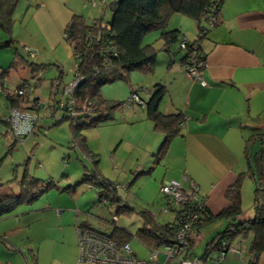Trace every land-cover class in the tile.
<instances>
[{
  "label": "crops",
  "instance_id": "crops-1",
  "mask_svg": "<svg viewBox=\"0 0 264 264\" xmlns=\"http://www.w3.org/2000/svg\"><path fill=\"white\" fill-rule=\"evenodd\" d=\"M70 1H31L26 16L39 32L35 46L40 49L30 51L35 53V61L40 60L35 63L46 64L39 54L40 50H45L43 44L53 49L63 45L73 56L72 49L64 40L67 25L77 14ZM176 16L180 18L171 30L179 29L186 40L194 41L198 36L196 21ZM149 37L146 38L147 43H151ZM200 45L207 60L201 71L207 86L203 87L188 76L180 62L183 54L175 56L172 62L168 53L160 52L152 74L134 72L128 86L116 88L124 92L121 98L128 99L132 89L142 88L139 95L147 102L154 88L162 84L167 94L161 103V112L167 115L181 112L187 117L180 134L171 141L163 161L158 162L157 157L165 136L156 131L145 107L140 105L123 107L116 112L113 123L92 132L90 129L85 131L90 151L97 157L106 154L112 159L111 173H106L98 165L103 176L118 184V192H150L152 201L135 205L126 202L135 209L148 210L156 217L157 214L149 209L150 204L156 203L162 186L171 181L178 182L184 192L191 191L194 185L212 216H218L228 208L227 190L248 170L247 142L264 127V0H225L219 24L201 40ZM29 46L24 48L32 49ZM52 63L60 66L65 76L57 59ZM55 69L56 78L58 72ZM19 85H15L14 90ZM35 92L36 89L32 90L31 97L39 98ZM6 109V120L0 117V121L9 132L7 118L10 110L7 104ZM39 114L40 119L45 116L44 111ZM39 126L38 123L37 129ZM9 136L11 138L10 133ZM127 151L130 158L124 161L120 156ZM132 174L135 178L130 182ZM254 191L252 178L245 176L243 220L254 216ZM174 219L173 215V218L160 222ZM227 225L225 220L206 224L196 236V244L206 246ZM250 243V238H238L222 264H247ZM258 264H264V251Z\"/></svg>",
  "mask_w": 264,
  "mask_h": 264
},
{
  "label": "trees",
  "instance_id": "trees-1",
  "mask_svg": "<svg viewBox=\"0 0 264 264\" xmlns=\"http://www.w3.org/2000/svg\"><path fill=\"white\" fill-rule=\"evenodd\" d=\"M224 1L97 0L103 12L108 10L112 14L110 20L106 21L102 15L94 19L91 24H87L83 15L74 14L64 31V40L72 49L76 62L74 78L77 84L73 91L66 95V101L56 98L60 88H63L65 95L69 86L64 84V72L60 66L38 64L29 59L25 60L23 57L11 63L1 74L2 80L13 69L22 70L30 75L29 78H21L20 85L15 90L2 84L3 93L0 97L5 98L10 111L14 109L39 111L37 103L40 99L31 97L32 90L43 85L45 71L51 67L57 68L58 76L51 80L50 101L46 102L49 115L55 119V125L63 122L69 123L71 143L77 146L94 164V168L87 170L79 184L87 183L97 190L100 206L102 204L108 208L109 201L119 204L117 215H112L110 220L98 217L100 220L98 222L105 228L103 231L117 240L120 245H130L132 239L135 238L150 253L163 252L165 248L176 244V235L184 225L185 219L196 213V221L186 234L188 256L191 259L200 260L202 264H222L221 256L230 252L233 243L238 238L251 239L247 264H258L264 251V127L247 142L248 170L241 174L235 184L227 190L226 199L230 204L228 208L218 216H212L203 198L201 199L202 207L198 204L194 206L189 202L173 204L166 199V207L173 213L175 219L161 223L150 211L140 210L138 214L143 225L135 235L119 227L117 221L118 216H130L137 210L117 196L118 184L103 176L98 168L100 161L90 151L85 135V131L89 129L113 123L116 112L127 107L129 99L113 101L103 98L102 87L119 82L129 84L134 72L144 75L152 74L157 67L160 52L168 53L172 62L175 56L183 54L180 62L185 70L190 66L193 52L199 60L206 63V56L201 50L200 42L208 36L213 27L219 24ZM18 3L19 0H0V30L8 33L12 31L16 21L14 14ZM176 14L196 21L198 36L194 41L186 40L179 29L167 30L168 21ZM212 18H215L214 23H211ZM157 31L161 32L160 37L156 41L147 43L146 38ZM183 42H187L185 48L180 46ZM14 43V38L10 37L8 41L0 43V49L12 47ZM174 46L177 48L175 49ZM26 53L29 56V52ZM136 92L135 88L132 89L131 95ZM166 94V87L158 84L150 100L147 102L143 100L148 119L154 123L156 131L165 136L157 157L158 162L163 161L171 141L180 134L187 121V117L181 112L168 115L161 112L160 106ZM14 142L18 143L17 140ZM245 176H250L255 186L254 216L247 220L241 218L243 215L242 187ZM55 187L57 186L53 179H40L27 171L20 180L13 179L7 183H1L0 220L11 215L19 206L32 204ZM68 189L70 188H65V191ZM217 220L227 221V227L205 246L203 255L197 257L193 253L196 236L203 226ZM79 227L95 229L88 222L77 225V228ZM3 240L0 237V242ZM136 256L138 257L137 254ZM164 259L163 256V260H160L164 261Z\"/></svg>",
  "mask_w": 264,
  "mask_h": 264
},
{
  "label": "rangeland",
  "instance_id": "rangeland-1",
  "mask_svg": "<svg viewBox=\"0 0 264 264\" xmlns=\"http://www.w3.org/2000/svg\"><path fill=\"white\" fill-rule=\"evenodd\" d=\"M31 1L19 0L14 14L16 21L10 33L0 30V43L8 41L10 37L15 40L12 47L0 49V86L5 84L11 90H14V86L21 82L22 77L29 78V75L22 70L13 69L2 80L3 70L18 58L21 60L24 57L25 60L29 59L32 62L39 60L35 61V57L28 56L24 49L29 45L32 47L29 51L40 49L35 46L36 41L39 40L37 39L39 32L29 16H26ZM70 3L76 7L78 15L85 17L87 24H91L94 19L102 15L106 21L112 17L108 10L103 12L99 2L94 5L89 0H71ZM176 15L168 21L171 25L167 30L177 25L180 16ZM160 35V31L153 32L149 35V40L156 41ZM43 46L45 50H40V57H43L44 62L50 65L57 59L65 71L64 84L71 85L75 80L76 69L72 54L63 45L57 49L45 44ZM55 70V67H51L45 71L43 73L45 82L36 89L35 95L44 102L50 101V82L56 76ZM123 86H128V83L119 82L102 87V97L113 101L124 99L127 101L128 97L121 98L124 92L116 89ZM62 89L60 88L56 98L66 101V95L63 94ZM7 115L6 100L0 97L1 120H6ZM54 121L53 118L43 117L39 121L40 126L37 131L29 135L23 143H15L12 137L10 138L3 121H0V184L13 179L20 180L27 171L40 179H53L57 186L40 196L32 204L19 206L11 215L0 220V237L4 239L0 242V263L2 264L7 262L10 264H83L80 262L77 225L80 226L81 222L85 221L95 229L103 231L105 228L99 224L98 217L110 220L112 215H117L119 207L117 202L109 201L108 208L102 204L100 206L97 190L90 184H79L87 170L94 168V164L77 146L71 143L69 123L63 122L55 125ZM94 130L90 129L91 132ZM120 157L124 161L128 160L129 152H124ZM97 159L100 161L99 168H104L106 173H111L113 167L110 156L102 154ZM134 178L132 174L130 182ZM65 188L70 189L65 191ZM149 193L120 191L117 192V196L135 205V203L152 201L153 196L150 197ZM165 208V196L158 193L156 203L150 204L149 209L157 214L158 221H167L173 218V213L170 211L164 213ZM136 210L130 216H118L117 221L119 227L125 228L133 235L143 225L138 214L140 209L136 208ZM130 246L139 258L149 259L150 251L137 239H132ZM204 249L205 246L196 244L193 253L201 257ZM161 255L160 259L163 260Z\"/></svg>",
  "mask_w": 264,
  "mask_h": 264
},
{
  "label": "built area",
  "instance_id": "built-area-1",
  "mask_svg": "<svg viewBox=\"0 0 264 264\" xmlns=\"http://www.w3.org/2000/svg\"><path fill=\"white\" fill-rule=\"evenodd\" d=\"M94 5L97 0H89ZM215 18L211 19L214 23ZM187 42H183L180 46L185 48ZM29 55L34 57L35 53L30 52L25 48ZM206 66V63L199 60L196 53L193 52L190 58V66L186 67L188 76L199 82L203 87L207 86L206 80L203 78L201 71ZM188 68V69H187ZM77 84L74 80L66 89L65 95L73 91ZM137 92L130 95L127 102V107H134L140 105L145 107V102L140 97L139 92L142 88L135 89ZM3 93V87L0 86V94ZM39 111H21L18 109L11 110L7 118L9 133L14 140L23 143V141L38 127L40 119V112L44 111L46 118H51L46 106V102L39 100L37 103ZM196 189V190H195ZM196 192H195V191ZM161 193L165 199L170 200L173 204L189 202L195 206L198 204L202 207V199L197 194V188L194 187L191 191L184 192L181 185L176 181L165 183L161 188ZM202 199V200H201ZM205 201V200H204ZM168 207L165 208L164 213L168 212ZM196 213L189 215L184 221V225L180 228L176 235V244L173 247H168L161 251H154L150 253L147 260H143L136 256L129 244L120 245L117 240L107 235L105 231L98 229L79 227V254L80 262L83 264H202L200 260L191 259L188 256V242L186 238L187 232L192 228L196 221ZM164 256V261L160 260V255ZM227 254L221 256L223 261Z\"/></svg>",
  "mask_w": 264,
  "mask_h": 264
}]
</instances>
